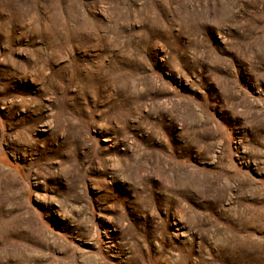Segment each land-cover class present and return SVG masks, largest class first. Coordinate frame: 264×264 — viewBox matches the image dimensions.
Listing matches in <instances>:
<instances>
[{
	"label": "rangeland",
	"instance_id": "rangeland-1",
	"mask_svg": "<svg viewBox=\"0 0 264 264\" xmlns=\"http://www.w3.org/2000/svg\"><path fill=\"white\" fill-rule=\"evenodd\" d=\"M0 264H264V0H0Z\"/></svg>",
	"mask_w": 264,
	"mask_h": 264
}]
</instances>
